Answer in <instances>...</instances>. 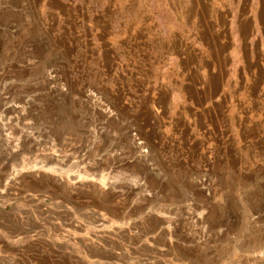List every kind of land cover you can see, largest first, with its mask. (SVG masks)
I'll list each match as a JSON object with an SVG mask.
<instances>
[{
	"label": "rangeland",
	"instance_id": "1",
	"mask_svg": "<svg viewBox=\"0 0 264 264\" xmlns=\"http://www.w3.org/2000/svg\"><path fill=\"white\" fill-rule=\"evenodd\" d=\"M0 137V264H264V0H0Z\"/></svg>",
	"mask_w": 264,
	"mask_h": 264
},
{
	"label": "bare ground",
	"instance_id": "2",
	"mask_svg": "<svg viewBox=\"0 0 264 264\" xmlns=\"http://www.w3.org/2000/svg\"><path fill=\"white\" fill-rule=\"evenodd\" d=\"M204 9V8H203ZM189 10V9H188ZM220 19V18H219ZM97 105H100L99 104V102H98V104ZM101 112H103V113H105V114H109L107 117L109 118V117H111V116H113L114 114L112 113V111L109 109V108H106V110H101ZM2 128V127H1ZM3 129V131H4V128H2ZM102 129H103V127H102ZM130 132V131H129ZM129 135V134H128ZM130 135H131V133H130ZM2 136V135H1ZM3 136H5L4 138H5V143H6V145H8L7 143H10L11 142V140L13 139V137H12V139H11V137L9 136V134H6V131H5V133L3 134ZM32 136V135H31ZM31 136H29L30 138H31V140H32V143H33V147L34 146H36V145H38V140H37V138H34V137H31ZM1 138V137H0ZM135 139H136V137H135ZM13 141V140H12ZM0 143H1V141H0ZM31 143V144H32ZM3 144V143H2ZM4 145V144H3ZM32 146V145H31ZM40 147V146H39ZM91 147V146H90ZM38 148V147H37ZM31 149V148H30ZM141 149V148H140ZM21 150V149H20ZM32 150H34V149H32ZM14 151V150H13ZM18 151V150H17ZM16 151V152H17ZM144 151V152H143ZM143 151H139V152H141V153H145L146 151L145 150H143ZM20 152V151H19ZM21 152H23V150L21 151ZM31 152V151H30ZM33 152V151H32ZM80 152H83V148L81 149V151ZM87 152V151H86ZM18 153V152H17ZM86 154V153H85ZM29 155V154H28ZM142 155V154H141ZM144 155V154H143ZM13 156V155H12ZM19 156V155H18ZM97 156V155H96ZM103 156H105V154L103 155ZM146 156V155H145ZM17 158V157H16ZM103 158V157H102ZM108 158V157H107ZM9 159V158H8ZM11 159V158H10ZM84 159V158H83ZM50 161H56V162H59V160L57 159V158H55V157H49V159H48V162H50ZM100 161H102V159L100 158V160H99V158H98V161H96V160H93L92 161V163L91 164H87V167H88V169H90V170H86V174L89 172V171H92V170H96V171H98V167L100 166V165H102V163L100 162ZM65 162H66V160H65ZM80 162H82V159H81V161ZM79 162V163H80ZM125 162V161H124ZM60 163H62V161H60ZM129 163V162H128ZM82 164V163H81ZM126 164V163H125ZM47 166V165H46ZM45 161H44V164L42 163V165L40 166V167H38L37 169L38 170H40V171H43V170H45ZM77 166V165H76ZM86 167V166H85ZM51 168V167H50ZM49 168V169H50ZM74 168V167H73ZM3 169V168H2ZM5 172H7V171H5ZM4 173V172H3ZM89 173H91V172H89ZM40 174V173H39ZM96 174V173H95ZM89 176V175H88ZM53 185V184H52ZM208 186V185H207ZM208 187H210L211 188V190L213 191V192H216L217 191V189L215 188V186L214 185H212V183H211V185L210 186H208ZM207 187V188H208ZM206 188V187H205ZM199 189V188H198ZM209 191H210V189H208ZM216 194V193H215ZM209 211V210H208ZM194 215V214H193ZM102 216V215H101ZM100 218V217H99ZM260 256V255H259Z\"/></svg>",
	"mask_w": 264,
	"mask_h": 264
},
{
	"label": "crops",
	"instance_id": "3",
	"mask_svg": "<svg viewBox=\"0 0 264 264\" xmlns=\"http://www.w3.org/2000/svg\"><path fill=\"white\" fill-rule=\"evenodd\" d=\"M218 41V40H217ZM217 41L214 43V44H216L217 43ZM187 52V51H186ZM188 52H190V51H188ZM187 52V53H188ZM191 56L193 55V56H196V53H192V52H190L189 53ZM195 60H196V58H195ZM203 63V62H202ZM211 65V66H210ZM198 67H199V65H197ZM193 67L192 68V73L193 74H191V75H195V78L197 79L198 78V75L199 74H201V70L200 69H203V67H205V68H209V67H212V70L213 71H215V69L217 68V67H219V65L215 62V63H211V64H209V63H207V62H205V64H204V66H202V68H198V67ZM210 69V68H209ZM216 71H218V70H216ZM169 75H171V74H169ZM212 77H214V79H215V74H213V75H211ZM213 80V79H212ZM206 85H208V84H203V85H201L200 87H199V89H198V91L196 92L197 94L195 95V98H198V97H196V96H199V98L201 97V98H205V93L206 92H204L205 90V87H206ZM208 88V87H207ZM162 91L161 90H159V93H161ZM187 95V94H186ZM217 95V94H216ZM174 98H176V97H174ZM192 98V97H191ZM194 98V97H193ZM215 98V97H214ZM72 197H73V194H70V200H72ZM102 215V216H101ZM97 216H99L100 217V219L102 220V221H104V216H103V214H98ZM157 219V222L159 223V224H162V222L160 221V219H158V218H156ZM70 223H71V225L73 226V227H78L77 226V222L75 221H71L70 220ZM101 226H103V224H101ZM125 236V235H124ZM135 241V240H134ZM154 252H157L158 254H160L161 252L160 251H158V249H155L154 250ZM96 264H99V262L98 261H96Z\"/></svg>",
	"mask_w": 264,
	"mask_h": 264
},
{
	"label": "built area",
	"instance_id": "4",
	"mask_svg": "<svg viewBox=\"0 0 264 264\" xmlns=\"http://www.w3.org/2000/svg\"><path fill=\"white\" fill-rule=\"evenodd\" d=\"M98 97H100V96H98ZM133 135H135L136 133L134 132V133H132ZM137 135V134H136ZM136 146H135V148H137L138 150H139V146H144L143 148L145 149V144H144V142H143V140L141 139V137H139L138 135H137V138H136ZM135 141L133 142V144L135 143ZM138 143V144H137ZM138 145V146H137ZM142 149V148H141ZM145 151H148L147 149H145Z\"/></svg>",
	"mask_w": 264,
	"mask_h": 264
}]
</instances>
